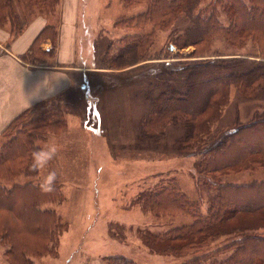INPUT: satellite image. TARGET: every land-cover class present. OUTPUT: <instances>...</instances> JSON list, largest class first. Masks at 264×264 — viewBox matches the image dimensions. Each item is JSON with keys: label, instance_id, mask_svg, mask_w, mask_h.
<instances>
[{"label": "rangeland", "instance_id": "1", "mask_svg": "<svg viewBox=\"0 0 264 264\" xmlns=\"http://www.w3.org/2000/svg\"><path fill=\"white\" fill-rule=\"evenodd\" d=\"M28 7L19 3L21 11ZM146 9L145 0H81L78 54L80 58L84 50V57L77 63L109 64L113 68L137 66L121 73H104L105 80L99 85L89 84L92 78L97 80L96 73L87 70L77 73L76 77L84 79L81 93L85 98L80 102L88 103L84 116L75 111L72 118L68 107L64 126L45 128L33 141L34 151L55 145V156L42 168L32 169L30 176L23 174L12 184L7 183L9 189L13 186L17 191L12 196L18 200L14 207L16 214L26 206L28 198L34 200L38 195L36 203L54 212L62 225V232L54 236L53 252L35 257V264H85L92 255L115 254L127 256L138 264H182L190 258V253H174L166 245L153 246L152 250L153 237L144 231H166L190 222L192 216L185 213L168 219L156 216L151 205L145 206V192L177 181L181 191L206 213L215 188L209 183L198 185V157L235 128L237 120L247 121L264 111V92L250 89L257 92V97L247 98L245 87L236 83L220 91L215 105L201 117V125L192 136L187 135L184 122L172 120L170 111L164 118L160 117L158 95L165 90L184 91L187 68L207 57L200 56L202 53L231 56L253 49L233 45L220 35L194 53L193 45L171 46L168 37L171 29L167 28L156 30L154 37L153 33L148 36L144 49L124 53L121 37L143 30L121 25L119 21L132 22L133 16ZM29 10L20 15L28 20L43 15L59 30L62 0L48 14L33 7ZM221 20L228 24L226 15ZM188 24L189 18L183 15L174 27L183 30ZM146 28L153 32L152 24ZM104 52L109 54L108 62L100 58ZM120 53L124 58L117 60ZM138 58L144 60L134 61ZM88 93H97L98 99L89 98ZM51 172L56 173L54 191L42 192L38 185ZM224 180L260 181L264 180V170L242 172ZM230 241L229 236H223L213 246ZM6 248V243H0V264L11 263L5 255ZM214 263L210 257L206 264Z\"/></svg>", "mask_w": 264, "mask_h": 264}, {"label": "trees", "instance_id": "2", "mask_svg": "<svg viewBox=\"0 0 264 264\" xmlns=\"http://www.w3.org/2000/svg\"><path fill=\"white\" fill-rule=\"evenodd\" d=\"M145 1L147 9L133 16L132 22L119 21L121 25L143 30L121 37L124 53L144 49L148 36L153 33L154 37L156 30L167 28L171 29L168 36L171 46L193 45L194 53L220 35L233 45L253 49L231 56L202 53L200 56L207 57L187 68L184 91L165 90L158 95L160 117L164 118L170 111L172 120L184 122L187 135L192 136L201 125V117L215 105L221 90L238 83L245 87L247 98L257 97L260 90L264 92V0ZM21 2L29 9L33 7L48 14L55 10L59 0H0V26L7 25L12 36L19 35L30 22L20 15L30 11L24 8L21 11ZM183 15L189 18V24L183 30H176L174 26ZM222 15H226L227 25L222 23ZM149 24L153 25V32L146 28ZM48 38L53 46L45 49L42 42ZM58 41L59 30L48 22L23 59L32 64L47 62L55 56ZM116 58L122 60L124 56L120 53ZM141 60L144 59L134 61ZM250 89L257 90L256 94ZM65 123L61 103L45 100L21 112L0 134V243L7 245L5 255L10 264H35V257L53 252L54 236L62 232L56 214L36 203L37 194L34 200L28 198L26 206L18 211L21 215L16 214L14 207L18 200L13 198L17 191L13 186L9 189L7 183L12 184L23 174H32L34 138L45 128L56 129ZM235 124V128L197 159L198 185L209 183L215 188L206 213L181 191L177 181L145 192L148 204L145 206L151 205L156 216L164 219L177 213L192 216L190 222L166 231L155 233L146 229L144 232L153 237V245H149L152 250L153 246L166 245L174 253H190V258L182 264H206L210 257L214 264H264V180L244 183L224 180L238 173L264 170V111ZM223 236H229L231 241L213 246ZM104 261L105 264H138L116 254L105 257Z\"/></svg>", "mask_w": 264, "mask_h": 264}, {"label": "crops", "instance_id": "3", "mask_svg": "<svg viewBox=\"0 0 264 264\" xmlns=\"http://www.w3.org/2000/svg\"><path fill=\"white\" fill-rule=\"evenodd\" d=\"M81 0H62L63 17L59 26V41L56 54L47 62L32 64L23 55L27 53L40 31L47 25V18L37 15L26 25L17 36H12L7 25L0 26V134L25 109L45 100H56L64 107L65 117L67 108L84 116L88 103L80 102L85 98L81 93L80 80L77 73L87 70L96 73L97 80L89 81L90 85H99L104 81V73H121L137 65L123 68L105 65L78 64L84 57L83 51L79 58V16ZM53 46L52 40L42 42L45 49ZM80 50V49H79ZM108 52L100 54V58L107 62ZM89 94L96 99L97 93ZM99 96V95H98ZM98 99V98H97ZM96 99V100H97ZM107 256V255H105ZM104 255H92L85 264H105ZM111 256V255H108Z\"/></svg>", "mask_w": 264, "mask_h": 264}, {"label": "clouds", "instance_id": "4", "mask_svg": "<svg viewBox=\"0 0 264 264\" xmlns=\"http://www.w3.org/2000/svg\"><path fill=\"white\" fill-rule=\"evenodd\" d=\"M57 148L55 145H49L46 148H39L32 153V164L33 170L42 168L48 163L56 154ZM56 179V173L51 172L46 178H42L39 183V188L42 192L48 193L54 191V181Z\"/></svg>", "mask_w": 264, "mask_h": 264}, {"label": "snow or ice", "instance_id": "5", "mask_svg": "<svg viewBox=\"0 0 264 264\" xmlns=\"http://www.w3.org/2000/svg\"><path fill=\"white\" fill-rule=\"evenodd\" d=\"M97 117L99 116V113H96Z\"/></svg>", "mask_w": 264, "mask_h": 264}, {"label": "bare ground", "instance_id": "6", "mask_svg": "<svg viewBox=\"0 0 264 264\" xmlns=\"http://www.w3.org/2000/svg\"><path fill=\"white\" fill-rule=\"evenodd\" d=\"M98 107V106H97Z\"/></svg>", "mask_w": 264, "mask_h": 264}]
</instances>
